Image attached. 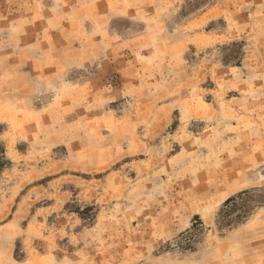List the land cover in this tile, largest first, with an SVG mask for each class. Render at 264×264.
Segmentation results:
<instances>
[{"label": "rangeland", "instance_id": "374dc122", "mask_svg": "<svg viewBox=\"0 0 264 264\" xmlns=\"http://www.w3.org/2000/svg\"><path fill=\"white\" fill-rule=\"evenodd\" d=\"M0 264H264V0H0Z\"/></svg>", "mask_w": 264, "mask_h": 264}, {"label": "trees", "instance_id": "16d2710c", "mask_svg": "<svg viewBox=\"0 0 264 264\" xmlns=\"http://www.w3.org/2000/svg\"><path fill=\"white\" fill-rule=\"evenodd\" d=\"M6 165V160L4 159V149H0V168Z\"/></svg>", "mask_w": 264, "mask_h": 264}]
</instances>
